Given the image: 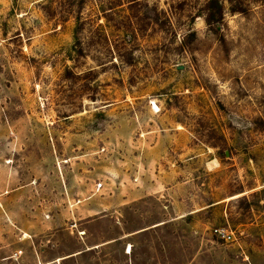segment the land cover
<instances>
[{"label":"rangeland","instance_id":"374dc122","mask_svg":"<svg viewBox=\"0 0 264 264\" xmlns=\"http://www.w3.org/2000/svg\"><path fill=\"white\" fill-rule=\"evenodd\" d=\"M259 1L0 0V264H264Z\"/></svg>","mask_w":264,"mask_h":264},{"label":"trees","instance_id":"16d2710c","mask_svg":"<svg viewBox=\"0 0 264 264\" xmlns=\"http://www.w3.org/2000/svg\"><path fill=\"white\" fill-rule=\"evenodd\" d=\"M261 6L264 8V0H260L259 1ZM245 5H243L242 3L240 2H237V5L235 6V9L233 10V12L235 13H239V14H242L243 16L247 15V10L245 9ZM263 13H264V10H263ZM224 16H223V13L222 11L220 10V13L218 14L217 16V24H221V21L223 20ZM209 23L211 21V18H209ZM217 32H219V29L217 28ZM224 42V41H223ZM225 43V42H224Z\"/></svg>","mask_w":264,"mask_h":264},{"label":"built area","instance_id":"2783aa9c","mask_svg":"<svg viewBox=\"0 0 264 264\" xmlns=\"http://www.w3.org/2000/svg\"><path fill=\"white\" fill-rule=\"evenodd\" d=\"M216 234L222 239V240H233V237L229 232L225 230H217Z\"/></svg>","mask_w":264,"mask_h":264}]
</instances>
